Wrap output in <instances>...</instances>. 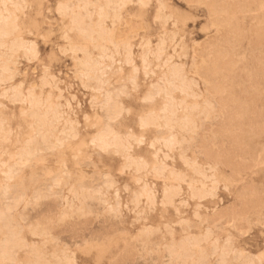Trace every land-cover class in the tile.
Wrapping results in <instances>:
<instances>
[{
	"label": "rangeland",
	"instance_id": "374dc122",
	"mask_svg": "<svg viewBox=\"0 0 264 264\" xmlns=\"http://www.w3.org/2000/svg\"><path fill=\"white\" fill-rule=\"evenodd\" d=\"M263 2L0 0V264H264Z\"/></svg>",
	"mask_w": 264,
	"mask_h": 264
},
{
	"label": "snow or ice",
	"instance_id": "6c2138e0",
	"mask_svg": "<svg viewBox=\"0 0 264 264\" xmlns=\"http://www.w3.org/2000/svg\"><path fill=\"white\" fill-rule=\"evenodd\" d=\"M64 39L66 41L65 48H67L69 46L70 41L67 35L65 36ZM65 48L61 49V53L67 55L68 52L65 51ZM36 56L38 58L39 54L37 53ZM44 71L45 73H47L49 69L45 67ZM159 101L160 98L157 96L154 95L145 96L143 104L145 108L152 106L153 109H155V106L159 103ZM127 112H128V117L130 119L135 118L138 121V124H134L135 127H138V133H133L131 129H129L127 132L126 135L127 151L124 154L126 160L131 159L133 156H135V148L137 146L149 145V140L152 139L153 134H155L156 136L160 135V132L157 130V126L154 123H152L151 120V117L156 115L155 110L151 112H146V111H134L133 109L129 108ZM123 114H124V110L121 109L119 115L116 117L117 121L121 119ZM109 127L110 129L114 128L115 124H113L112 121H109ZM110 135L124 138V136L121 133H117V132H110ZM169 143H174V137L169 138V141H165L166 145ZM149 146L153 150H155L158 147V143L156 140H152V143ZM93 147H98L101 151L108 150L107 146L103 142H97L96 140L93 141ZM257 224L260 226L262 230H264V216H262L261 220L257 221L256 224H254L251 220L243 221L240 224H237L236 221H233V223L229 225V228L239 229L241 227H246L250 230L251 228L255 227ZM232 239H233L232 235L229 234L227 242L231 243Z\"/></svg>",
	"mask_w": 264,
	"mask_h": 264
},
{
	"label": "bare ground",
	"instance_id": "6f19581e",
	"mask_svg": "<svg viewBox=\"0 0 264 264\" xmlns=\"http://www.w3.org/2000/svg\"><path fill=\"white\" fill-rule=\"evenodd\" d=\"M140 1H141V0H140ZM252 1H254V0H252ZM260 1H261V0H260ZM144 2H145V1H144ZM144 2H143V3H144ZM146 3H147V2H146ZM256 3H258V2H256ZM256 3H254V4H256ZM263 3H264V2H263ZM251 4H253V3H251ZM251 4H250V5H251ZM247 5H248V4H247ZM250 5H249V6H250ZM258 6H261V5H258ZM250 7H252V6H250ZM261 7H262V6H261ZM259 8H260V7H259ZM252 9H253V8H252ZM260 9H261V8H260ZM262 9H263V8H262ZM254 10H255V9H254ZM254 10H253V11H254ZM253 11H252V12H253ZM254 12H255V11H254ZM262 12H263V11H262ZM224 13H226V12H224ZM244 13H246V12H244ZM250 13H251V12H250ZM256 14H257V13H256ZM262 16H263V15H262ZM218 17H220V16H218ZM257 17H259V16L257 15ZM219 19H220V18H219ZM79 20H80V19H79ZM79 20H77V21H79ZM221 20H222V19H221ZM224 20H225V18H224ZM77 21H75V22H77ZM217 21H220V20H217ZM222 21H223V20H222ZM222 21H221V22H222ZM226 21H227V20H226ZM258 21H259V20H258ZM224 22H225V21H224ZM227 22H228V21H227ZM251 22H252V20H251ZM0 23H1V22H0ZM80 23H81V20H80ZM219 23H220V22H219ZM230 23H231V22H230ZM6 24H7V22H6ZM7 25H8V24H7ZM78 25H79V24H78ZM224 25H225V24H224ZM227 25H229V24H226V26H227ZM81 26H83V25H81ZM83 27H84V26H83ZM83 27H82V28H83ZM227 27H228V26H227ZM7 28H8V26H7ZM1 29H2V28H1ZM1 29H0V30H1ZM82 30L85 31V29H82ZM2 31L4 32V29H3ZM85 33H89V32H85ZM160 44H161V42H160ZM157 46H158V45H157ZM162 46H163V45H162ZM158 48H159V46H158ZM163 48H164V46H163ZM130 49H131V48H130ZM160 49H162V48H159V50H160ZM128 51H129V50H128ZM130 51H131V50H130ZM160 51H161V50H160ZM156 52H158V51H156ZM128 54H129V53H128ZM158 54H159V53H158ZM161 54H162V53H161ZM159 55H160V54H159ZM157 56H158V55H157ZM169 58H170V57H169ZM167 63H168V61H167ZM174 66H175V68H176V65H174ZM178 67H179V66H178ZM178 67H177V68H178ZM182 67H183V66H182ZM92 68H93V67H92ZM94 68H95V67H94ZM97 68H98V67H97ZM101 68H102V67H101ZM103 68H104V67H103ZM173 68H174V67H173ZM169 69H170V68H169ZM97 70H99V69H97ZM105 70H106V69H105ZM172 70H173V69H172ZM172 70H171V71H172ZM175 70H176V69H175ZM177 70H178V69H177ZM177 70H176V71H177ZM180 70H185V69H181V68H180ZM95 71H96V70L94 69V72H95ZM101 71H103V70H101ZM105 72H106V71H105ZM166 72H167V70H166ZM179 72H180L181 75L183 76L182 71H179ZM179 72H177V73H179ZM99 73H101L100 70H99ZM164 73H165V72H163L162 74H164ZM175 73H176V72L173 71V76H175V75H174ZM177 73H176V74H177ZM186 73H187V72H186ZM186 73H184V74H186ZM101 74H102V73H101ZM166 74H167V73H166ZM169 74H170V73H169ZM101 76H102V75H101ZM163 76H165V75H163ZM170 76H171V75H170ZM179 76H180V75H179ZM179 76H178V77H179ZM166 77L169 78L168 75H167ZM171 77H172V76H171ZM175 77H176V76H175ZM180 77H181V76H180ZM184 77H185V76H184ZM159 78H160V77H159ZM100 79H101V77H100ZM162 79H163V78H161V80H162ZM159 80H160V79H159ZM159 80H157V81L159 82ZM166 80H167V79H166ZM170 80H171L170 83L172 84L171 87H173V85H174L173 82H176L177 80H176V81H173V82H172V79H171V78H170ZM170 80H167V81H170ZM174 80H175V78H174ZM178 80H179V79H178ZM155 81H156V80H155ZM157 81H156V82H157ZM181 81H182V80H181ZM181 81L179 80V82H181ZM187 81H189V80H186L185 82H187ZM160 82H161V81H160ZM163 82H165V81H163ZM179 82H176L177 85H178ZM161 83H162V82H161ZM170 83H168V84H170ZM176 83H175V86H174L175 88H176ZM181 83H182V82H181ZM187 83H188V82H187ZM187 83H186V85H185V83H183L182 85L187 86V85H188ZM156 84H157V83H156ZM163 84H164V83H163ZM165 84L167 85V83H165ZM165 84H164V85H165ZM159 85H160V88H161V84H160V83H159ZM166 85H165V86H166ZM189 85H191V84H189ZM156 87L158 88V86H156ZM166 87H167V86H166ZM166 87H165V89H163V90L160 89V90H162V91H167L168 89L166 90ZM178 87H179V86H178ZM190 87H191V86H190ZM121 88H122V87H121ZM154 88H155V87H154ZM171 89H172V88H171ZM188 89H189V88H188ZM191 89H192V87H191ZM193 89H194V88H193ZM193 89H192V90H193ZM108 90H109V89H108ZM155 90H156V89H155ZM155 90H152V91L155 92ZM160 90H157V91H160ZM186 90H187V89H186ZM192 90H191V91H192ZM150 91H151V90H150ZM184 91H185V90H184ZM102 92H103V91H102ZM168 92H171V91L168 90ZM156 93H157V92H155L154 94L157 95L158 93H157V94H156ZM195 94H197V93H195ZM148 95H149V93H148ZM148 95H147V96H148ZM150 95H151V93H150ZM150 95H149V96H150ZM152 95H153V94H152ZM152 95H151V96H152ZM193 95H194V92H193ZM21 101H22V100H21ZM34 101H35V100H34ZM108 101H110V99L107 100V102H108ZM169 101L172 102V100H168V102H169ZM30 102H31V101H30ZM32 102H33V101H32ZM32 102H31V104H32ZM38 102H39V101H38ZM161 102H163V101H161ZM39 103H40V102H39ZM108 103H109V102H108ZM108 103H107V104H108ZM111 103H112V102H111ZM31 104H30V106H31ZM36 104H37V102H36ZM165 104H166V103H165ZM169 104H170V103H169ZM163 105H164V104H163ZM163 105H162V106H163ZM171 105H172V104H171ZM162 106H161V109H162ZM164 106H165V105H164ZM169 106H170V105H169ZM31 107H32V106H31ZM34 107H35V106H34ZM39 107H40V106H39ZM39 107H38V108H39ZM176 107H177V106H176ZM164 108H165V107H164ZM167 108L169 109L168 106H167ZM171 108H172V106H171ZM33 109H34V108H33ZM50 109H51V108H50ZM35 110H36V109H35ZM35 110H34V111H35ZM38 110H39V109H38ZM52 110H53V109H52ZM54 110H55V109H54ZM119 110H120V109H119ZM165 110H166V108H165ZM57 111H58V110H57ZM166 111H167V110H166ZM174 111H175V110H174ZM37 112L40 113L39 111H37ZM52 112H54V111H52ZM162 112H163V111H162ZM169 112H171V110H170ZM175 112H176V111H175ZM175 112H174V113H175ZM34 113H35V112H34ZM34 113H31V114H34ZM58 113H59V112H58ZM165 113H166V112H165ZM165 113H163L164 116H161V117H160L161 119H162L163 117H165ZM35 114H36V113H35ZM35 114H34V116H36ZM55 114H56V113H54L53 115H55ZM40 115H41V114H39V116H40ZM57 115H58V114H57ZM172 115H173V114H172ZM31 116H32V115H31ZM51 116H52V114H51ZM156 116H158V115H156ZM169 116H170V115H169ZM173 116H175V114H174ZM173 116H172V117H173ZM37 117H38V116H36V118H37ZM40 117H41V116H40ZM53 117H54V116H53ZM152 117H153V116H152ZM152 117H151V119H152ZM166 117H168V116L166 115ZM33 118H35V117H33ZM43 118H44V116H42L41 120H42ZM46 118L48 119V117H46ZM153 118H154V117H153ZM157 118H158V117H157ZM169 118H171V117H169ZM175 118H177V117H175ZM37 119H38V118H37ZM50 119H52V118H50ZM55 119H58V118H55ZM155 119H156V117H155ZM33 120H34V119H33ZM38 120H39V119H38ZM38 120H36V123H37ZM41 120H40V123L43 124L44 121L42 120V122H41ZM44 120H46V119L44 118ZM159 120H160V119H159ZM168 120H169V119H165L164 121H168ZM53 121H54V120H52V122H53ZM152 121H153V120H152ZM155 121H158V120L156 119ZM155 121H154V122H155ZM172 121H173V120H172ZM46 122H47V121H46ZM160 122H161V121H160ZM40 123H38V124H40ZM50 123H51V122L49 121V124H50ZM54 123H55V121H54ZM152 123H153V122H152ZM164 123L166 124V122H164ZM167 123H168V122H167ZM44 124H45V123H44ZM52 124H53V123H52ZM155 124H156V123H155ZM168 124H169V123H168ZM45 125H47V124H45ZM45 125H44V127H45ZM162 125H163V124H162ZM162 125H161V126H162ZM37 126L39 127V126H43V125H37ZM52 126H53V125H52ZM108 126H109V125H108ZM46 127H47V126H46ZM46 127H45V128H46ZM50 127H51V125H50ZM53 127H54V126H53ZM42 128H43V127H42ZM42 128H41L40 130H42ZM173 128H174V126H173ZM173 128H172V129H173ZM43 129H44V128H43ZM48 129H49V128H48ZM50 129H51V128H50ZM109 129H110V128H109ZM109 129H108V130H109ZM170 129H171V128H170ZM37 130H38V128H37ZM37 130H34V131H37ZM45 130H46V129H45ZM53 130H54V129H53ZM104 130H105V129H104ZM38 131H39V130H38ZM41 132H42V131H41ZM48 132H49V131H48ZM105 132H107V131H104V133H105ZM43 133H44V132H43ZM43 133H42V134H43ZM108 133H109V131L106 133V135L109 136ZM44 134H45V133H44ZM44 134H43V135H44ZM46 135H47V134H46ZM46 135H45V136H46ZM51 135H53V134H51ZM171 135H172V137H174L173 134H171ZM49 136H50V135H49ZM101 136L104 137L103 132H102V135H101ZM108 136H106V138H107ZM50 137H51V136H50ZM103 137H102V138L99 137V138L103 139ZM105 140H107V139H105ZM102 141L104 142V140H102ZM102 141H99V142H102ZM174 141H175V139H174ZM46 142H47V141H46ZM104 143H105V145H108V144H106L107 141L104 142ZM120 145H121V144H120ZM31 146H35V145L32 144ZM107 147H108V146H107ZM33 149H34V148H32L31 150H33ZM28 150L30 151V153L32 152L29 148H28ZM29 151L26 150V152H29ZM35 151H36V150H35ZM35 151H34V152H35ZM24 154L26 155V153H24ZM24 154L22 155V158L25 157V159H23V160H24V164H25V162H26V161H25L26 158H31V161H32V159L34 158V156L31 157L30 155H29V157H28V156L26 157V156H24ZM27 154H29V153H27ZM22 158H21V160H22ZM28 161H29V159L27 160V162H28ZM21 163L23 164V161H22ZM11 166H14V168L11 167ZM11 166H10V167H11L12 169L15 170V166H16V165L11 164ZM23 166H24V165H23ZM23 166H22V167H23ZM32 166H33V165H32ZM19 167H20V166H18V167L16 166V168H18V169H19V172H20V169H21L22 167H21V168H19ZM11 168H10V169H11ZM4 169H5V168H4ZM22 169L24 170V168H22ZM34 169H35V168H34ZM161 169H163V167H162ZM23 170H22V171H23ZM5 171H6V170H5ZM10 171H11V170H10ZM17 171H18V170H17ZM17 171H14V172L16 173ZM7 172H8V171H7ZM12 172H13V171L8 172V174H9V173L12 174ZM23 172H24V171H23ZM5 173H6V172H5ZM17 173H18V172H17ZM13 174H14V173H13ZM13 174H12V175H13ZM6 175H7V174H5V177H6L8 180H10V179H9V178H10V176H9L10 174L8 175L9 178H8V176H6ZM12 175H11V177H12ZM14 175H16V174H14ZM17 175L20 176V174H17ZM34 175H35V174H34ZM34 175H33V176H34ZM20 177H21V176H20ZM29 177H30V176H29ZM31 177H32V176H31ZM31 177H30V178H31ZM21 178H22V177H21ZM14 179H15V178H14ZM17 179H18V178H17ZM22 179H25V178L23 177ZM31 179H32V178H31ZM8 180H7V181H8ZM15 180H16V179H15ZM15 180H14V181H15ZM12 181H13V180H12ZM12 181H11V183H10V184H11L10 186H12ZM14 181H13V182H14ZM19 181H20V180H19ZM21 181H22V180H21ZM21 181H20V182H21ZM23 181H24V180H23ZM1 183H2V182H1ZM1 183H0V184H1ZM3 183H4V180H3ZM6 183H7V182H6ZM6 183H5V184H6ZM15 183H16V182H15ZM22 183H23V182H21V186H22ZM23 184H24V183H23ZM2 185H3V184H2ZM14 185H15V184H14ZM17 185H18V184H17ZM17 185H15V186H17ZM19 185H20V184H19ZM19 185H18V186H19ZM4 186L9 187V184H8V186H7V185H4ZM21 186H20V188H22ZM1 187H3V186H1ZM23 187H24V186H23ZM25 187H26V186H25ZM10 188H11V187H10ZM13 188H15V187H13ZM17 188H19V187H16V189H17ZM5 189H7V188H5ZM5 189H3V190H5ZM16 189H14L13 191H15ZM23 189H24V188H23ZM18 190H20V189H17V191H18ZM24 190H25V189H24ZM17 191H16L15 193H19V195H20V192L22 191V189H21V191H19V192H17ZM7 192H9V191L6 190V193L4 194L5 197H6V195H7ZM26 192H27V191H26ZM11 193H12V192H11ZM11 193H10V194H11ZM15 193H14V194H15ZM12 194H13V193H12ZM12 194H11V195H12ZM22 194H23V193H22ZM22 194H21V195H22ZM17 195H18V194H17ZM21 195H20V197H21ZM7 196H8V195H7ZM12 196H13V195H12ZM23 196H24V194H23ZM17 197H18V196H17ZM20 197H19V198H20ZM0 202H1V201H0ZM2 210H3V209H2ZM0 211H1V210H0ZM1 212H2V211H1ZM1 212H0V213H1ZM2 215H3V213L1 214V217H3ZM8 218H9V216H8ZM8 218H7V220H8ZM1 219L3 220V218H1ZM7 220H5V221H7ZM9 220H11V219H9ZM7 222L9 223V221H7ZM1 223H2V222H1ZM5 223H6V222H5ZM5 223H4V221H3V224H4V225H6ZM10 223H12V222H10ZM10 223H9V224H10ZM12 226H13V225H12ZM5 232H6V231H5ZM3 233H4V232H3ZM14 234H15V233H14ZM17 235H18V234H17ZM2 241H3V239H2ZM2 241H1V242H2ZM0 244H2V243H0ZM0 246H2V245H0ZM12 247H13V246H11V248H12ZM0 248H1V247H0ZM6 248H7V247H6ZM7 249H8V248H7ZM3 250H4V247H3ZM3 250H2V251H3ZM2 251H1V252H2ZM5 251H6V250H5ZM5 251H4V254H5V256H6V253H7L8 251H10V250H8L6 253H5ZM10 252H11V251H10ZM0 254H1V253H0ZM4 254L2 253L3 256H4ZM7 255H8V254H7ZM9 255H10V253H9ZM9 255H8V256H9ZM11 255H12V252H11ZM0 256H1V255H0ZM8 256H6L5 258H7ZM0 258H1V257H0ZM2 258H3V257H2ZM8 259H11V256H10V258H8ZM36 261H37V260H36Z\"/></svg>",
	"mask_w": 264,
	"mask_h": 264
}]
</instances>
